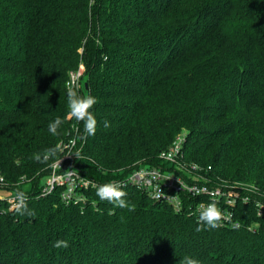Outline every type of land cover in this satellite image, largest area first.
I'll return each instance as SVG.
<instances>
[{"label": "trees", "instance_id": "16d2710c", "mask_svg": "<svg viewBox=\"0 0 264 264\" xmlns=\"http://www.w3.org/2000/svg\"><path fill=\"white\" fill-rule=\"evenodd\" d=\"M80 64L79 91L97 98L98 121L82 145L66 90ZM56 117L64 123L53 136ZM75 126L68 162L97 185L138 166L168 168L159 154L185 130L183 161L201 180L264 199V0H0L2 191L41 186ZM57 144L46 163L32 159ZM121 188L131 211L95 189L79 190L85 205H65L62 187L31 197V217L0 203V264H264V215L252 200L234 205L238 228L196 232L187 208L196 200L178 211Z\"/></svg>", "mask_w": 264, "mask_h": 264}, {"label": "built area", "instance_id": "2783aa9c", "mask_svg": "<svg viewBox=\"0 0 264 264\" xmlns=\"http://www.w3.org/2000/svg\"><path fill=\"white\" fill-rule=\"evenodd\" d=\"M83 66L71 71L68 75L78 77L80 88L82 86ZM66 82V83H67ZM82 135V134H81ZM78 127L73 129V136L63 144V156L51 165V172L48 180L41 191V197L49 195L57 187H62L61 199L64 203H74L77 200L80 189L91 187L94 182L83 177L68 160L78 153L74 148L79 142ZM184 135L177 136L173 144L165 151L159 154V159L168 168L138 166L128 173L122 180L116 181L121 187H134L145 193L151 200L164 203L173 208V210H182L186 204L185 200L194 199L195 206L187 207L196 212L201 203L207 204L211 200L217 201L218 207L227 215L230 214V220L223 221V226H229L232 229L238 228L240 223L233 216L234 205L241 202L252 200L256 208L257 215H264V199H259L253 187L242 188L238 183L235 185L210 184L201 180L197 172L199 168L195 164H188L183 161L182 143ZM84 143V139L81 145ZM60 162V163H58ZM184 169L190 171L192 176L183 172ZM6 185L4 177L0 174V190H4ZM97 185V184H96ZM8 192V191H6ZM13 194L14 191H10ZM184 197H186L184 199ZM184 199V200H183ZM14 198H2L0 203H11ZM198 214V213H197Z\"/></svg>", "mask_w": 264, "mask_h": 264}, {"label": "clouds", "instance_id": "9594fccd", "mask_svg": "<svg viewBox=\"0 0 264 264\" xmlns=\"http://www.w3.org/2000/svg\"><path fill=\"white\" fill-rule=\"evenodd\" d=\"M102 59L107 60V56H103ZM67 90V103H68V113L69 118L74 119L75 121L83 122V132L84 136L82 139H86L87 136H94L97 130L98 121L92 113L91 109L97 103V98L88 95L80 94V85L78 83V77L75 75L70 76L69 81L66 83ZM64 123V119L61 117H56L53 122H50L48 125L49 132L56 136L59 134V129ZM105 128L110 126V122L105 120L103 122ZM61 146L57 144L52 148L45 149L44 152L34 153L32 159L40 163H46L50 158H53L60 151ZM78 155V154H77ZM60 163V162H58ZM27 180V177H20V181L24 182ZM95 189L96 196L101 201H107L113 204L115 207L127 208L129 211L133 210V206L125 199L127 193L122 190L121 186L117 183L110 182L101 185H92ZM28 197L23 191H17L15 193L14 200L12 202V209L20 214L27 215L29 217L34 216V212L28 209L27 204ZM197 227L195 228L196 232H201L205 230H214L223 226V221L230 220L231 215L225 214L217 204L215 199L211 200L207 204L201 203L196 212H193V215H197ZM55 248H67L69 243L66 240H58L53 245ZM181 264H200V261L192 258L191 256H185L181 261Z\"/></svg>", "mask_w": 264, "mask_h": 264}, {"label": "rangeland", "instance_id": "374dc122", "mask_svg": "<svg viewBox=\"0 0 264 264\" xmlns=\"http://www.w3.org/2000/svg\"><path fill=\"white\" fill-rule=\"evenodd\" d=\"M81 66H82V64H80ZM85 81H86V78H83V80H82V85L85 83ZM185 134H186V132H185V130H182L179 134H177L176 135V137L177 136H179V135H181V136H185ZM175 137V138H176ZM183 172L185 173V174H187V175H189V176H192V174H191V172L190 171H187V169H184L183 170ZM47 180H48V178L46 177L45 179H44V181H43V184L40 186V184L37 186V188L36 189H34V191L33 190H30L29 189V187H30V185L29 184H26V186L27 187H25L26 188V191L27 192H25V191H23L25 194H26V196L28 197V199H27V202L29 201V199L31 198V197H36V198H38V195L41 197V191H42V189L44 188V184L47 182ZM114 183H117L116 181H113ZM89 189H94L93 188V186H91V187H88V188H86V189H80V190H89ZM28 190H30V192H28ZM15 193H16V191L15 192H13V194L11 193V192H6V191H2V190H0V196L2 197V198H8V197H12V198H14L15 197ZM78 203H80V204H82V205H85L86 203H87V199H86V197L84 196V194H78V196H77V200L74 202V203H72L73 205H76V204H78ZM65 205H68V204H71V202L70 203H64ZM1 211H2V213H7V212H13L14 210L12 209V204L11 203H5L4 205H2L1 206ZM239 219L240 218H236V220L241 224V222L239 221ZM250 229H252V227L250 226L249 227Z\"/></svg>", "mask_w": 264, "mask_h": 264}, {"label": "water", "instance_id": "95a60500", "mask_svg": "<svg viewBox=\"0 0 264 264\" xmlns=\"http://www.w3.org/2000/svg\"><path fill=\"white\" fill-rule=\"evenodd\" d=\"M84 87L86 88V83L84 84Z\"/></svg>", "mask_w": 264, "mask_h": 264}]
</instances>
